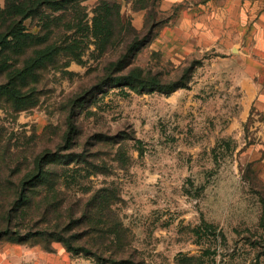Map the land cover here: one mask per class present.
Instances as JSON below:
<instances>
[{
	"label": "rangeland",
	"instance_id": "rangeland-1",
	"mask_svg": "<svg viewBox=\"0 0 264 264\" xmlns=\"http://www.w3.org/2000/svg\"><path fill=\"white\" fill-rule=\"evenodd\" d=\"M226 4L75 0L62 11L45 10L60 27L72 19L73 28L61 29L58 39L73 35L84 54L78 61L61 53L36 71L23 89L34 105L17 111L0 99L3 198H14L21 178L44 156L48 169L63 175V207L77 203V217L92 195H109L101 205L107 224L97 225L96 217L88 225L81 217L76 228L79 243L103 257L119 245L121 264H264V115L239 117L236 47L223 39L230 31L209 21ZM106 7L116 32L103 50L87 48L80 28ZM41 23L24 24L36 34ZM132 70L177 88L140 89L110 79ZM69 120L75 131L67 144ZM49 227L61 230L54 221ZM0 248H16L18 264H102L40 236L19 241L8 234Z\"/></svg>",
	"mask_w": 264,
	"mask_h": 264
},
{
	"label": "trees",
	"instance_id": "trees-1",
	"mask_svg": "<svg viewBox=\"0 0 264 264\" xmlns=\"http://www.w3.org/2000/svg\"><path fill=\"white\" fill-rule=\"evenodd\" d=\"M73 1L75 0H6L4 7H0V99L11 103L17 111L34 105V101H28L24 96L23 89L27 86L28 80L35 78V73L39 68L54 62L61 53H66L75 60H81L84 52L79 51L78 41L73 35H67L64 40L58 39L61 29L67 32L73 28L72 19L64 21L65 25L60 27L55 22L59 20L58 17L49 20L45 16V10L59 12L66 9V6ZM110 16V9L103 8L82 28L79 27L85 32V38L88 40L87 48L93 43L97 49L103 50L110 42L116 32ZM36 18H39L42 23L38 33L34 34L28 31L24 23L28 19L32 21ZM132 48L133 44L128 47V50L132 52ZM115 66L117 71L123 68L120 62ZM110 79L114 83H122L133 88L138 86L140 89L147 87L170 92L177 88L173 83L162 85L155 79H143L136 70ZM74 131L75 125L69 120L65 134L67 144L70 143ZM47 164L48 160L44 156L36 160L34 169L25 173L19 181L14 198L5 200L3 193L0 192V239L8 234L16 236L19 241L27 240L32 236H40L48 242H61L68 252L84 253L96 258L102 264H121L126 261L122 257L124 252L119 245H116L107 257H103L104 252L92 251L84 243H79L81 237L77 235L76 228L81 217L84 220L87 219L88 225L96 217L97 225L102 222L106 223L105 220L102 221L105 214L103 213L104 207L101 205L109 195L103 191L92 195L86 206V212L83 211L79 218L77 217V203L63 207L66 198V194L61 190L64 177L48 169ZM40 187L41 189H38ZM87 211L93 213L91 219ZM51 213L55 214L54 226L60 228V231H49V226L53 222L48 219ZM31 221L35 223L34 228L29 224ZM203 225L213 228L212 224L206 222ZM261 226L264 227V219L261 221ZM116 227L114 226L115 229ZM72 230L74 234L66 235ZM111 232H114V236L120 240V234L116 231ZM222 238L225 240L224 237Z\"/></svg>",
	"mask_w": 264,
	"mask_h": 264
},
{
	"label": "crops",
	"instance_id": "crops-1",
	"mask_svg": "<svg viewBox=\"0 0 264 264\" xmlns=\"http://www.w3.org/2000/svg\"><path fill=\"white\" fill-rule=\"evenodd\" d=\"M216 10L217 18L209 21L230 31L223 39H231L236 47L232 66L234 85L240 93L239 117L264 115V0H227ZM17 252L16 248H0V264H18Z\"/></svg>",
	"mask_w": 264,
	"mask_h": 264
}]
</instances>
